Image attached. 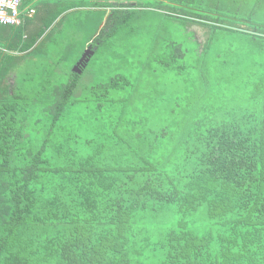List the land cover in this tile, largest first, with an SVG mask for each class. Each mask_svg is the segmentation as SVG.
<instances>
[{"label":"trees","instance_id":"obj_1","mask_svg":"<svg viewBox=\"0 0 264 264\" xmlns=\"http://www.w3.org/2000/svg\"><path fill=\"white\" fill-rule=\"evenodd\" d=\"M242 4L20 1L0 26V264H264V0ZM80 10L98 25L76 61L124 48L107 41L144 10L166 38L65 79L49 47Z\"/></svg>","mask_w":264,"mask_h":264},{"label":"rangeland","instance_id":"obj_2","mask_svg":"<svg viewBox=\"0 0 264 264\" xmlns=\"http://www.w3.org/2000/svg\"><path fill=\"white\" fill-rule=\"evenodd\" d=\"M121 1V0H120ZM255 0H243L242 6H244V11H247L251 5L254 3ZM229 7V6H228ZM231 10H234L233 7H230ZM226 9V8H225ZM242 12V11H241ZM93 16H96L95 13L87 12L86 10H80L76 13H74L72 16L65 19L61 25V27L58 29L56 34L53 36L54 40L56 41L57 46H50L49 49L52 51H56V53H53L52 61L60 62V64L57 66L58 72H63V77L66 79V73L69 71H73V68L75 64L77 63V53L76 51L79 49L81 44H83L86 41V36L89 35V31H92L94 26H97V22L95 19H92ZM98 18V16L96 17ZM127 22L130 25V27L134 26V29L139 31V34L132 33L130 38H127L123 35H125L124 31H120L119 35L113 36L110 38L107 42L112 44H122L124 48H121L120 46L118 49L114 47V53L108 56H105V59L103 60V55H95L93 59L88 62L87 68H84V70L81 72L80 75H82L80 82L81 84H85L87 82L89 73L97 62H103L104 65H102V71L104 72V77H106L108 74L105 75V66L107 64V60H111L113 65L118 64V59L116 58V53H123L124 55L129 56L131 59H140L143 55L146 54L148 44L151 42H155L156 39H158L157 42H155L158 46H160L161 42L166 38V36L162 35L161 33H158L159 25L161 24L160 20H158L152 12H148L144 10L143 12H137L133 15V17H128ZM102 27V24H100L99 28L96 31V34L94 35V38L96 37L97 33L100 31ZM190 32L195 33V40L198 43L203 42V31L200 28L193 27L189 28ZM175 37V35H174ZM178 40V38H176ZM68 43H73V47L66 46ZM92 44V42H91ZM134 44V46H132ZM65 47V48H64ZM64 50L67 53H64ZM126 50V51H125ZM84 53V52H83ZM30 62H27L25 65H23L21 70H27L29 68H32L33 61L29 60ZM50 61V62H52ZM102 63V64H103ZM53 66V64H52ZM123 67L130 69L131 67L126 62L123 63ZM128 74V72H126ZM107 78V77H106Z\"/></svg>","mask_w":264,"mask_h":264},{"label":"built area","instance_id":"obj_3","mask_svg":"<svg viewBox=\"0 0 264 264\" xmlns=\"http://www.w3.org/2000/svg\"><path fill=\"white\" fill-rule=\"evenodd\" d=\"M21 0H0V26H18L22 12L20 10ZM34 15L33 9H27L24 16L31 18Z\"/></svg>","mask_w":264,"mask_h":264},{"label":"water","instance_id":"obj_4","mask_svg":"<svg viewBox=\"0 0 264 264\" xmlns=\"http://www.w3.org/2000/svg\"><path fill=\"white\" fill-rule=\"evenodd\" d=\"M93 54H94V51L91 50L90 48H87L84 51V53L82 54V56L80 57V59L75 64L72 72L75 73V74L80 75L81 74V70L86 67V65L88 64L90 58L93 56Z\"/></svg>","mask_w":264,"mask_h":264}]
</instances>
